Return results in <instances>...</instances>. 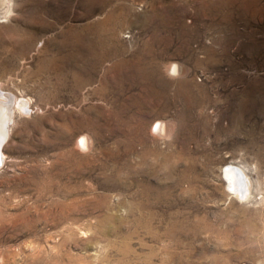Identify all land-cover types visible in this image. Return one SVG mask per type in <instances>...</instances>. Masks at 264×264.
I'll list each match as a JSON object with an SVG mask.
<instances>
[{
	"label": "rangeland",
	"instance_id": "1",
	"mask_svg": "<svg viewBox=\"0 0 264 264\" xmlns=\"http://www.w3.org/2000/svg\"><path fill=\"white\" fill-rule=\"evenodd\" d=\"M1 2L0 264H264V0Z\"/></svg>",
	"mask_w": 264,
	"mask_h": 264
},
{
	"label": "bare ground",
	"instance_id": "2",
	"mask_svg": "<svg viewBox=\"0 0 264 264\" xmlns=\"http://www.w3.org/2000/svg\"><path fill=\"white\" fill-rule=\"evenodd\" d=\"M1 1H3V0H0V5H2ZM4 4H6V3H4ZM0 8H2V7H0ZM7 9H8V6L5 9V11H7ZM175 65L176 64H174L171 67V72H175V70H177V69H175L176 68ZM12 96H13L12 93L11 94H5V95L2 96V97H7L6 101H5L6 107L10 104V98ZM11 101L15 102L14 105L16 104V107H15L16 109H13L14 112L17 111L18 113H22V112L26 111V106L27 105H26V101L25 100H21V99L16 100L15 96H13V100H11ZM2 103H4V102H2ZM27 103H28V101H27ZM11 111H10V114H9V119L6 120L4 109H3V105L2 106L0 105V137L3 136L2 132H3L4 126L6 125L5 126L6 127V136H4V143L6 141V138H7L8 132H9L8 125L13 121V118H12V115H11ZM5 120L7 121V124H6ZM154 129H155V131H158V133H161V135L165 132V127H164V124H163L162 121H157L155 126H154ZM77 143L80 146H85V144H86L85 137L81 136L80 138H78ZM2 155H3V153H2ZM224 174L226 176L225 178L227 180L228 187L230 188L231 192L236 194V196L239 195L240 197L244 198L247 195V193H248V185H249V183L246 180V178L244 177V175L241 172V170L238 167H236V166L228 165L224 169ZM246 189H247V191H246Z\"/></svg>",
	"mask_w": 264,
	"mask_h": 264
},
{
	"label": "water",
	"instance_id": "3",
	"mask_svg": "<svg viewBox=\"0 0 264 264\" xmlns=\"http://www.w3.org/2000/svg\"><path fill=\"white\" fill-rule=\"evenodd\" d=\"M11 100H13V96L10 98V104L6 107V104H5V102L4 103H2V101H0V105L2 106L3 105V109H4V113H5V118H6V120H8L9 119V114H10V111L12 110L11 109V105H12V101ZM5 105V106H4ZM5 120V122H6V124H7V121ZM6 126V125H5ZM4 126V129H3V132H2V134H3V136L2 137H0V165H1V162H2V153H3V151H2V146H3V144H4V136H6V127Z\"/></svg>",
	"mask_w": 264,
	"mask_h": 264
}]
</instances>
